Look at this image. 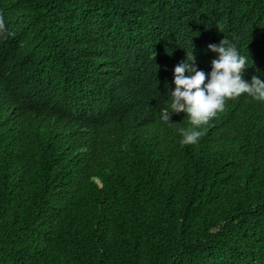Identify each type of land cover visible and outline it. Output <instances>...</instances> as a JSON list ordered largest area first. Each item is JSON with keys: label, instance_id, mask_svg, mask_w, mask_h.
<instances>
[{"label": "trees", "instance_id": "1", "mask_svg": "<svg viewBox=\"0 0 264 264\" xmlns=\"http://www.w3.org/2000/svg\"><path fill=\"white\" fill-rule=\"evenodd\" d=\"M215 2L227 0H4L0 75L14 95L0 97V264H264V102L241 94L184 145L195 126L161 80L98 64L96 45L117 57L139 49L134 34L149 65L185 56L187 7L206 20L213 5L212 24L264 41V0ZM122 86L131 95L114 99ZM73 87L69 105L89 103L95 121L86 148L63 144L74 125L57 118Z\"/></svg>", "mask_w": 264, "mask_h": 264}, {"label": "clouds", "instance_id": "2", "mask_svg": "<svg viewBox=\"0 0 264 264\" xmlns=\"http://www.w3.org/2000/svg\"><path fill=\"white\" fill-rule=\"evenodd\" d=\"M3 2L4 0H0V44L8 39L5 35L6 18L1 9ZM228 2L229 0L215 4L221 10L239 11ZM207 11L208 18L204 20L201 7H187V10H184L185 32L182 43L188 47L183 52L185 56H179L171 63L159 62L149 65L145 59L139 58L141 52L148 49L144 35L134 34L133 43L141 41L139 49L129 46L117 57L109 54L105 44L96 45L100 67H106L109 63H131L135 69L136 82L145 83L154 79L162 81L169 94L167 103L169 102L170 111L181 115L187 113L191 124L195 126L189 130H180L183 134L181 143L184 145L195 144L202 135V132L196 129L224 115L231 103L241 99V94L247 93L256 101L264 102V41L257 44L254 35L249 31L234 36L227 34L218 24L210 22L218 13L213 5ZM253 19L259 31L264 21V12L254 15ZM152 33L160 41H172L169 35L171 33L166 32L161 25H152ZM137 54L138 57H135ZM90 55L94 56L92 53ZM17 63H22V60ZM23 70L25 74L29 73L28 67ZM9 84L10 82L0 75V97L14 95ZM64 93L56 100L57 106L61 107V110L57 111V118L74 126L63 144H82L86 148L92 142L90 132L95 131V121L89 103L81 109H76L69 105L75 93L74 87ZM127 95H131L129 87L122 86L112 92L114 99ZM162 119L165 122L170 121L167 108L162 110Z\"/></svg>", "mask_w": 264, "mask_h": 264}, {"label": "bare ground", "instance_id": "3", "mask_svg": "<svg viewBox=\"0 0 264 264\" xmlns=\"http://www.w3.org/2000/svg\"><path fill=\"white\" fill-rule=\"evenodd\" d=\"M245 137H246V136H245ZM238 138H239V137H238ZM236 139H237V138H236ZM246 139H248V138H246ZM232 140H233V139H232ZM244 140H245V138H244ZM244 140H243V141H244ZM248 140H249V139H248ZM237 141H238V139H237ZM230 142H231V141H230ZM241 142H242V141H241ZM250 142H251V141H250ZM232 143H233V142H232ZM239 143H240V141H239ZM243 143H244V142H243ZM243 143H242V144H243ZM248 143H249V142H248ZM246 144H247V143H246ZM199 145H200V144H199ZM201 145H202V144H201ZM201 145H200V146H201ZM232 145H233V144H232ZM230 146H231V145H230ZM244 147H246V146H244ZM194 148H196V147H194ZM203 148H204V147H203ZM231 148H232V146H231ZM197 149H198V148H197ZM194 150H196V149H194ZM198 150H199V149H198ZM243 150H244V148L242 149V151H243ZM242 151H241V152H242ZM244 152H245V151H244ZM235 153H236V152H235ZM238 153H239V152H238ZM247 154H248V153H247ZM239 158H240V157H239ZM195 162H196V161H195ZM197 162H198V161H197Z\"/></svg>", "mask_w": 264, "mask_h": 264}]
</instances>
